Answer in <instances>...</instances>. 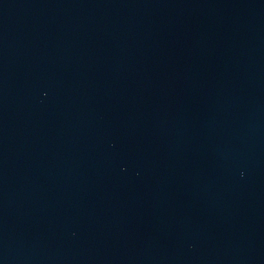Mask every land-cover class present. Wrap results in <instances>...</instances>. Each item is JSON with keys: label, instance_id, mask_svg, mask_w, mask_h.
Masks as SVG:
<instances>
[{"label": "water", "instance_id": "water-1", "mask_svg": "<svg viewBox=\"0 0 264 264\" xmlns=\"http://www.w3.org/2000/svg\"><path fill=\"white\" fill-rule=\"evenodd\" d=\"M0 264H264V0H0Z\"/></svg>", "mask_w": 264, "mask_h": 264}]
</instances>
